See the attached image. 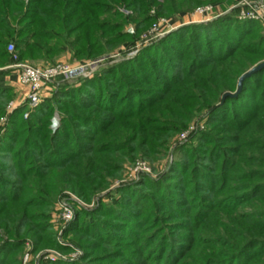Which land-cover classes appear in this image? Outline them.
I'll use <instances>...</instances> for the list:
<instances>
[{
  "label": "rangeland",
  "instance_id": "obj_1",
  "mask_svg": "<svg viewBox=\"0 0 264 264\" xmlns=\"http://www.w3.org/2000/svg\"><path fill=\"white\" fill-rule=\"evenodd\" d=\"M24 1L43 53L0 56V264H264V67L241 82L264 21L239 0H66L41 44ZM59 62L85 71L31 105L19 64Z\"/></svg>",
  "mask_w": 264,
  "mask_h": 264
},
{
  "label": "trees",
  "instance_id": "obj_2",
  "mask_svg": "<svg viewBox=\"0 0 264 264\" xmlns=\"http://www.w3.org/2000/svg\"><path fill=\"white\" fill-rule=\"evenodd\" d=\"M30 1V0H28ZM33 1V0H32ZM169 0H164V5L167 3ZM176 1L174 0V4L176 5ZM22 2V3H21ZM0 0V56H7L9 59L13 60V55L9 54L7 51V45L11 43L13 40L15 43V49H24V48H31L34 49L36 53H43L42 47L37 46V45H32L31 40H28L26 38V34H22L20 36V32L16 30L17 25L22 19V14L19 16V10L23 9V3H25L24 0ZM30 3V2H29ZM180 2H177V5H179ZM142 6L145 7L147 4H151V2H143L140 3ZM80 6H83L82 3L78 4ZM30 11H33L34 13H37L36 15L40 18H42V23L40 24V28L38 35H41L43 38L40 40L41 44H49V42H46L44 38H46V35L50 34V30L43 29V26H48L49 23H51L54 19L58 20L60 19L61 22L63 23H68L72 21L73 18L77 17V14H74L73 12H70L67 10V2L66 0H38V5L35 7L29 9ZM146 10V9H145ZM146 12H143L142 14H145ZM17 22V23H16ZM16 23V26H15ZM65 29V28H62ZM68 33V32H67ZM98 32H87L86 33V39L89 42V44L94 38H97ZM23 36V37H22ZM198 38V37H196ZM82 39V38H81ZM85 39V38H84ZM91 39V41H90ZM109 43V41L107 42ZM95 44V43H94ZM6 47V48H5ZM92 47V46H91ZM245 51V50H244ZM47 54L51 55L52 52L50 50H47ZM25 55V52L20 53L19 57H23ZM225 60V59H224ZM56 64V63H55ZM53 65V64H51ZM38 113L41 115H45V108H40L38 110ZM35 120V117H34ZM50 125V123H49ZM19 169H21V165L18 164ZM18 177H23L25 176V172H22L20 170L17 174Z\"/></svg>",
  "mask_w": 264,
  "mask_h": 264
},
{
  "label": "built area",
  "instance_id": "obj_3",
  "mask_svg": "<svg viewBox=\"0 0 264 264\" xmlns=\"http://www.w3.org/2000/svg\"><path fill=\"white\" fill-rule=\"evenodd\" d=\"M235 7L239 8L241 18L264 21V0L255 3L248 0H239ZM214 11L215 7L213 5H207L198 7L196 13L205 16L214 13ZM8 50L13 52L15 45L9 44ZM19 66L21 70L19 71L18 81L21 86L27 88L28 100L31 105L38 104L51 85L70 81L78 73L85 71L83 66H72L66 62L45 66L21 64Z\"/></svg>",
  "mask_w": 264,
  "mask_h": 264
},
{
  "label": "water",
  "instance_id": "obj_4",
  "mask_svg": "<svg viewBox=\"0 0 264 264\" xmlns=\"http://www.w3.org/2000/svg\"><path fill=\"white\" fill-rule=\"evenodd\" d=\"M263 67H264V65L260 66L259 68L255 69V70H252V71L246 73V74L242 77L241 82H242L245 78L251 76L255 71H257V70H259V69H262Z\"/></svg>",
  "mask_w": 264,
  "mask_h": 264
},
{
  "label": "crops",
  "instance_id": "obj_5",
  "mask_svg": "<svg viewBox=\"0 0 264 264\" xmlns=\"http://www.w3.org/2000/svg\"><path fill=\"white\" fill-rule=\"evenodd\" d=\"M16 80H17V75L13 76V78H12V81H14V83L16 82Z\"/></svg>",
  "mask_w": 264,
  "mask_h": 264
}]
</instances>
